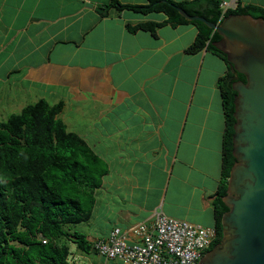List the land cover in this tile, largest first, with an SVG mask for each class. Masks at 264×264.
<instances>
[{"label": "crops", "instance_id": "0c3cea01", "mask_svg": "<svg viewBox=\"0 0 264 264\" xmlns=\"http://www.w3.org/2000/svg\"><path fill=\"white\" fill-rule=\"evenodd\" d=\"M108 3L0 0V114L63 102L67 129L106 161L92 214L75 228L91 245L157 212L215 226L226 126L218 81L227 64L207 45L190 49L196 25L171 23L162 11L103 14ZM237 3L264 8V0ZM145 23L158 25L128 27ZM69 259L127 264L75 243Z\"/></svg>", "mask_w": 264, "mask_h": 264}, {"label": "trees", "instance_id": "16d2710c", "mask_svg": "<svg viewBox=\"0 0 264 264\" xmlns=\"http://www.w3.org/2000/svg\"><path fill=\"white\" fill-rule=\"evenodd\" d=\"M221 0H148L147 4H128L109 0V8L139 12L162 11L171 23H192L198 34L190 49L205 47L227 64V73L218 85L221 90L225 132L223 139L222 178L214 199L215 227L222 239V215L228 209L226 194L233 155L234 95L232 83L236 70L226 55L212 43L221 36L201 21H189L179 14L182 7L189 14H199L219 23L230 14H251L264 18V8L237 4L224 12ZM158 24L145 23L131 30H153ZM241 79L245 77L241 75ZM63 102L50 104L39 99L0 120V264H75L70 261V246L84 251L94 249L77 224L90 218L96 190L108 173L106 161L79 134L67 129L59 114ZM95 250V249H94Z\"/></svg>", "mask_w": 264, "mask_h": 264}, {"label": "water", "instance_id": "95a60500", "mask_svg": "<svg viewBox=\"0 0 264 264\" xmlns=\"http://www.w3.org/2000/svg\"><path fill=\"white\" fill-rule=\"evenodd\" d=\"M177 10L217 31L212 44L245 76L232 83L235 162L222 197V239L198 264H264V18L230 14L216 23Z\"/></svg>", "mask_w": 264, "mask_h": 264}, {"label": "built area", "instance_id": "2783aa9c", "mask_svg": "<svg viewBox=\"0 0 264 264\" xmlns=\"http://www.w3.org/2000/svg\"><path fill=\"white\" fill-rule=\"evenodd\" d=\"M237 0L222 1L224 12ZM218 239L215 226H202L186 219L157 212L152 223L138 222L127 230L115 226L94 249L106 259L127 264H198Z\"/></svg>", "mask_w": 264, "mask_h": 264}, {"label": "rangeland", "instance_id": "374dc122", "mask_svg": "<svg viewBox=\"0 0 264 264\" xmlns=\"http://www.w3.org/2000/svg\"><path fill=\"white\" fill-rule=\"evenodd\" d=\"M20 109L14 108V109H8L3 112V114H0V120L6 121L10 114L20 112Z\"/></svg>", "mask_w": 264, "mask_h": 264}, {"label": "flooded vegetation", "instance_id": "af4514ba", "mask_svg": "<svg viewBox=\"0 0 264 264\" xmlns=\"http://www.w3.org/2000/svg\"><path fill=\"white\" fill-rule=\"evenodd\" d=\"M241 75H243V74L238 73V72L236 71V74H235V76L237 77L236 80H240V79H241ZM243 76H244V75H243ZM244 77H245V76H244Z\"/></svg>", "mask_w": 264, "mask_h": 264}, {"label": "clouds", "instance_id": "9594fccd", "mask_svg": "<svg viewBox=\"0 0 264 264\" xmlns=\"http://www.w3.org/2000/svg\"><path fill=\"white\" fill-rule=\"evenodd\" d=\"M209 250H210V249H209ZM206 252H207V251H206ZM206 252H205V253H206Z\"/></svg>", "mask_w": 264, "mask_h": 264}]
</instances>
